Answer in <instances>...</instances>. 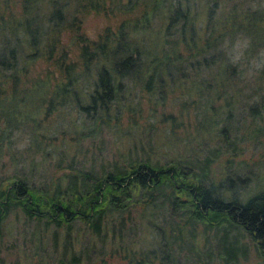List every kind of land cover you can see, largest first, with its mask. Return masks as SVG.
Wrapping results in <instances>:
<instances>
[{"label":"trees","instance_id":"trees-1","mask_svg":"<svg viewBox=\"0 0 264 264\" xmlns=\"http://www.w3.org/2000/svg\"><path fill=\"white\" fill-rule=\"evenodd\" d=\"M246 1L223 9L218 0H208L204 6V0L200 4L199 0H19L20 9L14 13L8 10L10 0H0L2 123L20 122L25 127L32 122L29 127L33 129L41 126L36 111L50 117L68 107L83 113L90 125L119 127L122 117L136 122L147 111L146 118L154 115L155 99L164 103L165 88L175 84L173 73L186 79L194 68L207 75L190 79L183 89L186 94L191 90L225 96L227 87L241 83L224 97L229 111L218 134L228 144L239 135L230 118L233 102L243 100L246 86L252 89L250 95H259L255 103H243L250 116L262 118L264 113V63L252 75L247 68L229 62L230 54H226V41L230 44L240 35L249 40L245 51L257 49V44L264 47V0L242 6ZM138 5H142L140 13L131 15ZM198 6L204 8L200 18L196 16ZM91 11L126 16H120L115 26L106 24L96 38H90L84 31V15ZM219 12L222 18L218 21ZM38 63L44 69L34 76L31 71ZM21 81L32 84L20 87ZM134 87L154 96L152 107L143 106L142 99L133 94ZM7 95L6 105L1 101ZM209 112L207 124L208 111H201L200 127L212 131L209 125L218 119ZM174 118L172 113L162 117ZM73 124H56L51 132L55 137L76 132ZM256 130L264 133L261 127ZM36 135L35 131L33 140ZM40 135L46 136L44 132ZM147 145L142 143L140 149L136 143L130 144L122 160L90 166L76 164L75 156L69 157L62 149L55 153L52 167L64 169L60 174L63 183L35 187L26 175L1 177L0 264H21L19 260L7 263L2 254L5 223L14 211H21L39 233L54 227L53 248H60L57 264H81L84 257L90 259L91 251L77 250V238L71 233L74 225H85L92 235L103 239L105 248L107 242L113 245L122 239L125 225L138 208L143 209L139 221L149 226L151 240L140 245V255L132 254L127 264H206L204 255L210 251L200 246L198 237L202 235L213 236L220 264H241L252 258L251 253L264 264V181L254 191L245 192L251 175L247 179L223 170L216 177L209 155L161 161L153 156L154 142L148 139ZM231 157L226 159L229 165H233ZM159 217L167 226L168 237L162 226L152 223Z\"/></svg>","mask_w":264,"mask_h":264},{"label":"rangeland","instance_id":"rangeland-1","mask_svg":"<svg viewBox=\"0 0 264 264\" xmlns=\"http://www.w3.org/2000/svg\"><path fill=\"white\" fill-rule=\"evenodd\" d=\"M206 1L208 0H204L202 6L205 5ZM218 1L223 9H227L228 4L243 2V0ZM257 1L248 0L242 6L246 4L255 6L257 5ZM262 4L264 5V1ZM242 6L240 5L239 7ZM19 7V0H10L8 10L15 13V10L18 11L20 9ZM141 9L142 5H138L131 15H137ZM218 9L221 11L220 8ZM203 11L204 8L201 9L198 6L196 16L200 18ZM219 13L215 16V19L218 21L222 18L221 13ZM124 15H115L113 17L105 15L102 12H87L84 15V31L90 38H96L99 31L106 24L110 23L115 26L120 16L124 17ZM4 17H6V14ZM248 41V38L244 35L238 36L230 44L226 41V54L227 56L230 54L229 62L238 63L240 67L247 68L249 73L253 75L255 69L264 63V47L257 44V49L253 48L245 51L244 49L249 46ZM221 46L224 47L223 44ZM185 65L187 64L185 63ZM250 66H253L252 69ZM35 67L31 71L34 76L44 69V64L40 65L38 63ZM191 69L186 79H179V76L177 77L173 73L175 79L173 82L175 84L172 87L168 84L165 88L166 99H164V103L162 99H155V103L152 102L154 96L138 87H134L133 94L137 98L142 99L143 106L149 109L152 107V103L156 104L155 113L146 118L144 115L148 114L147 111L144 115L138 117L136 122L122 117V123H119V127H97L92 124L90 125L91 121L88 118L85 119L86 116L83 113L77 109H69L68 107L55 111L50 117L42 116L41 111H36L35 115L40 118L41 126L33 129L29 127L32 122L26 124L25 127L24 125H20V122H10V124H5L4 126L2 123L4 119L0 117V127L3 126L0 128V178L11 173H16L14 175H26L28 177L27 180L35 187H43L46 184L53 185L57 181L63 183L64 178L60 174L64 169L58 170L52 167V162L57 159L55 153H59L62 149L66 150L69 157L74 155L76 164L78 165L84 163L86 166L93 164L100 165V163L113 162L116 159L122 160L121 157L123 154L124 157L127 155L130 144L136 143L140 149H142V143L146 147H149L147 140L150 139L154 142V145H152L154 149L152 150L153 156L156 155L159 160L164 161L176 156L194 158L192 156L195 155H198L199 159H202L204 156L209 155L213 159L211 169L214 170V175L217 174L216 177L221 175L223 170L230 175L241 174L245 178L247 177V179L251 175V180L244 185L243 190L245 192L254 191L264 181V133L256 130V127H261L264 130V113L262 118L253 119L245 105L248 106L250 103H255V99H259V95H250L252 89H248L249 86H246V93L243 92V100H235L233 102L234 106L232 108L233 112L230 123L234 124H231L232 128L235 126L237 133L242 136L239 138L238 135L234 141L229 140L227 144L223 141V137L218 134L220 127L224 123H227L226 98L224 97L230 96L231 92L234 89L237 90L241 83L240 81H236V86L227 87L225 96L218 95L217 91L213 95H208L205 91L198 93L197 91L191 92V90L189 94H186L187 92L184 93L186 90L185 86L189 85L190 79L198 80L199 77L207 75L204 71L199 70L197 73V70ZM31 84V81H21L19 86H30ZM184 87L185 90H183ZM218 91H220V86ZM37 98L40 99L39 97ZM149 98L152 100L150 101ZM2 99L1 102L7 105L10 97L8 95L3 96ZM183 100L188 102L185 105H180ZM239 103L242 104L241 107ZM31 107L32 102H29V108ZM204 109L208 111V113H205L207 116H205V123L208 124L209 111L213 112L218 119L212 126L209 125L212 131L209 128L207 131L204 127L203 129L200 127L202 124L201 111ZM164 113H172L175 116L174 120L162 119ZM64 122H74L73 127L76 126L77 131L58 133L55 137L51 131L54 130L56 124ZM18 124L19 127H16ZM87 124L88 126H86ZM35 131L37 135L33 140L32 135ZM39 131L40 133L44 132L46 136L40 135ZM212 132L214 133L210 135ZM150 135L152 139L149 138ZM47 136H49V144L46 145ZM229 137L233 138L232 132ZM46 151H48L47 155ZM52 155L53 157H51ZM231 155L233 165H229L226 160ZM43 158L47 161L41 164ZM141 210L143 209L138 208L133 211L130 220L124 227L122 239L115 240L113 245L112 241L111 243L107 242L105 245L106 250L102 247L103 239L96 238L83 224L77 223L74 225L71 233L75 239L77 238V250L91 251L90 259L84 257L81 264H127V260L132 254L139 256L138 247L140 245L146 246L144 243H148L151 240L148 237L149 226H142L139 221L140 215L142 216ZM156 222L159 227L162 226L165 229V235L167 236L166 224L161 221L160 217L152 223ZM36 228L35 224L28 223L21 211H14L9 215L5 223V237L2 250L7 263L19 260L21 264H57L56 261L60 257V248L58 247L56 251L53 248L52 237L54 227H49L43 233L37 232ZM59 232L60 237L62 234L64 235L63 230ZM198 238L200 239L198 241L200 246L210 251L209 254L204 255V262L206 264H220L217 246L212 240L213 236L211 235L209 238V236L205 237L202 235L201 238ZM60 243L62 244V237L60 238ZM147 248L149 247H144V249ZM254 255L255 253H251L252 258L241 262V264H260L259 260L253 259ZM124 256L128 257L124 258ZM182 259H185L184 256ZM182 262L186 264L185 261ZM197 264L202 263L198 262Z\"/></svg>","mask_w":264,"mask_h":264}]
</instances>
